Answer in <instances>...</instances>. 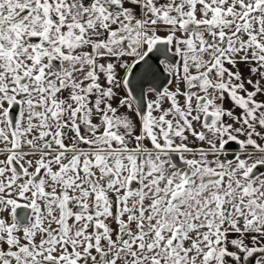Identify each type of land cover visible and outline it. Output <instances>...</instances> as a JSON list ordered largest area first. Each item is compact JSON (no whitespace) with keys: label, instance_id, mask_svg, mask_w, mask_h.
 <instances>
[{"label":"snow or ice","instance_id":"snow-or-ice-1","mask_svg":"<svg viewBox=\"0 0 264 264\" xmlns=\"http://www.w3.org/2000/svg\"><path fill=\"white\" fill-rule=\"evenodd\" d=\"M0 264H264V0H0Z\"/></svg>","mask_w":264,"mask_h":264}]
</instances>
